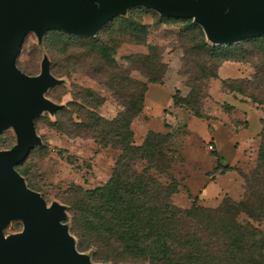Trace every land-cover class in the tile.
I'll return each mask as SVG.
<instances>
[{
  "label": "trees",
  "instance_id": "1",
  "mask_svg": "<svg viewBox=\"0 0 264 264\" xmlns=\"http://www.w3.org/2000/svg\"><path fill=\"white\" fill-rule=\"evenodd\" d=\"M164 18L186 22L183 72L189 74L190 91L183 96L177 89L172 96L175 106L186 107L197 118L209 119L203 108L207 97L205 81L218 78V70L226 61H250L256 70L249 79H223V87L264 103V36L211 43L194 19ZM125 21L116 15L101 28H107L106 36L111 38L117 32L132 31L135 36L136 32L146 33L147 25ZM56 33L60 46L57 51L63 52L73 65H92L89 73L107 85L121 107L115 117L107 118L99 112L106 97L92 88L76 86L75 99L54 113L57 120L52 125L59 132L91 138L102 148L121 152L105 184L90 189L73 184L64 192L62 200L70 214L69 231L78 250L87 252L94 261L109 264H264V231L256 225L264 223V131L257 164L250 174L221 162L213 171L218 174L238 170L245 182L240 200L227 195L219 206L208 207L198 204L195 197L190 208H180L173 201V195L181 190L180 183L170 172L176 161L173 133L150 130L142 144L134 140L132 125L144 110L148 83L128 75L114 58L122 39L98 41L95 35L81 36L63 30ZM77 44L86 51L72 52L69 45ZM89 57H94L97 64H92ZM128 58L150 83H163L168 66L162 61L158 46L150 45L149 53ZM38 118L39 115L35 118L36 128ZM41 144L30 155L42 150ZM27 159L16 168L27 185L36 189L27 178ZM138 161L146 162L141 170L137 168ZM158 175H165L169 181L162 182ZM241 214L248 220L241 221Z\"/></svg>",
  "mask_w": 264,
  "mask_h": 264
},
{
  "label": "rangeland",
  "instance_id": "2",
  "mask_svg": "<svg viewBox=\"0 0 264 264\" xmlns=\"http://www.w3.org/2000/svg\"><path fill=\"white\" fill-rule=\"evenodd\" d=\"M119 15L130 21L126 23L148 26L145 34L136 32V36L132 31L131 34L117 32L112 38L122 39V42L114 58L128 75L148 83L144 110L132 125L136 144H142L150 130L172 132L174 135L172 145L176 161L170 172L180 183L181 189L173 195L174 203L185 209L193 205L195 197H198V204L208 207L219 206L227 195L240 200L245 182L238 170L218 174L213 171L221 162L237 167L246 174L252 172L257 164L260 135L264 131V103L224 88L222 80L252 78L256 70L254 64L250 61L224 62L218 70L219 77L205 81L207 97L203 101V108L210 118H197L186 107L175 106L172 98L177 89L183 96L190 91L187 85L189 74L183 72L184 49L187 47L184 39L186 22L166 20L158 11L141 5L131 6L125 14ZM105 29L103 27L100 33L95 34L96 40L112 39L106 36L108 32ZM61 31L51 29L42 38L34 31L29 32L18 56V66L29 75H38L44 57L48 56L51 72L60 82L45 93L47 98L60 107H68L75 99L76 86L92 88L106 97L99 112L107 118L115 117L121 107L107 85L89 73L92 65L87 68L73 65L66 60L63 52L57 51L60 46L57 43L59 34L56 32ZM208 41L213 43L210 39ZM150 45L158 46L162 61L168 66L162 84L150 83L128 58L149 53ZM69 48L74 53L86 51L80 44L69 45ZM93 58L89 57L88 60L97 64ZM62 116L63 112L59 114V117ZM74 118L77 119V116L74 115ZM56 120V115L49 111L39 115L37 133L43 140V149L32 153L25 164L27 178L36 185L34 190L44 196L49 206L55 202L65 205L62 197L73 184L86 189L105 184L121 153L112 147L102 148L91 138L73 137L59 132L52 125ZM16 142L17 136L12 127L0 134V149H8ZM145 166L146 162L138 161V170ZM158 177L164 183L169 181L165 175ZM65 213L66 218L62 222L69 228L70 214L67 207ZM239 218L241 221L248 220L245 214ZM256 225L264 231V223ZM22 229V220L12 219L1 233L7 237ZM91 261L93 264H109Z\"/></svg>",
  "mask_w": 264,
  "mask_h": 264
},
{
  "label": "water",
  "instance_id": "3",
  "mask_svg": "<svg viewBox=\"0 0 264 264\" xmlns=\"http://www.w3.org/2000/svg\"><path fill=\"white\" fill-rule=\"evenodd\" d=\"M135 5L192 18L214 43L264 36V0H0V134L12 127L17 136L12 148L0 149V264H93L62 222L66 206H49L16 168L42 143L35 118L60 107L45 95L60 82L48 57L38 75L21 70L17 59L31 31L39 38L51 29L94 36ZM12 219L23 229L6 237L1 231Z\"/></svg>",
  "mask_w": 264,
  "mask_h": 264
},
{
  "label": "crops",
  "instance_id": "4",
  "mask_svg": "<svg viewBox=\"0 0 264 264\" xmlns=\"http://www.w3.org/2000/svg\"><path fill=\"white\" fill-rule=\"evenodd\" d=\"M224 69V68H223ZM223 69H221V70H223Z\"/></svg>",
  "mask_w": 264,
  "mask_h": 264
},
{
  "label": "built area",
  "instance_id": "5",
  "mask_svg": "<svg viewBox=\"0 0 264 264\" xmlns=\"http://www.w3.org/2000/svg\"><path fill=\"white\" fill-rule=\"evenodd\" d=\"M212 147V146H211Z\"/></svg>",
  "mask_w": 264,
  "mask_h": 264
}]
</instances>
